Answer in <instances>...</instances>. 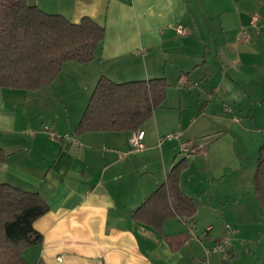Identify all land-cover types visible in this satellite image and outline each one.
<instances>
[{
	"label": "crops",
	"instance_id": "1",
	"mask_svg": "<svg viewBox=\"0 0 264 264\" xmlns=\"http://www.w3.org/2000/svg\"><path fill=\"white\" fill-rule=\"evenodd\" d=\"M29 2L73 22L91 17L105 37L92 61L65 62L49 86L30 93L0 87L7 154L0 180L48 203L33 222L42 242L24 250L28 262L263 264L264 247L247 235L256 222L233 219L231 207L241 212L243 198L237 187L226 195L225 158L232 136L248 134L258 150L264 144V0ZM242 32L249 41L239 40ZM102 75L115 82L166 77L163 106L140 127L143 148L132 147V131L76 133ZM66 86L73 93H63ZM182 157L189 166L181 188L197 203L195 217L168 219L162 231L136 220L133 212ZM234 160L231 174L240 170Z\"/></svg>",
	"mask_w": 264,
	"mask_h": 264
},
{
	"label": "trees",
	"instance_id": "2",
	"mask_svg": "<svg viewBox=\"0 0 264 264\" xmlns=\"http://www.w3.org/2000/svg\"><path fill=\"white\" fill-rule=\"evenodd\" d=\"M104 37V26L91 17L73 22L29 0H0V87L38 90L49 86L65 62L92 61ZM168 87L166 77L115 82L102 75L76 133L140 129L163 106ZM6 156L0 148V164ZM188 166L186 157L176 161L166 180L133 212L134 218L161 231L168 219H193L197 203L181 188V176ZM254 189L264 215V144L259 149ZM47 210L48 203L39 192L0 180V264H31L24 250L42 242L33 222ZM37 264L46 263L40 260Z\"/></svg>",
	"mask_w": 264,
	"mask_h": 264
},
{
	"label": "rangeland",
	"instance_id": "3",
	"mask_svg": "<svg viewBox=\"0 0 264 264\" xmlns=\"http://www.w3.org/2000/svg\"><path fill=\"white\" fill-rule=\"evenodd\" d=\"M74 62V61H73ZM77 63V62H76ZM64 65V64H63ZM63 68V67H62ZM77 69V68H76ZM82 88L84 86H81ZM48 88H44L42 90V93L44 91H49L45 90ZM75 89V88H74ZM83 91V89H81ZM81 90L77 91V93H81ZM23 93H30L28 90H23ZM63 93H73L70 86H66L64 88ZM230 115V114H229ZM219 126L224 125L223 123H217ZM264 128V125H258V128ZM46 128V126L44 127ZM222 130V129H221ZM256 131H258L257 126L255 127ZM262 130V129H261ZM260 131V130H259ZM224 133V130L219 131L218 133H214L221 135ZM229 134L232 136V132H229ZM175 135V133H174ZM241 136V135H240ZM242 137V136H241ZM251 136L248 134H245L242 139H239L234 142V137L232 136V140L227 142L228 145L226 147V162L228 164L227 167V179L225 183V188L227 189V197L230 196L232 193L230 190H233L235 187L238 188L239 191V197L243 198V207L242 211L240 212L238 209V212H235V210L231 207L232 213H233V219L235 220H242V222L246 223V225L255 221L256 226L249 227L250 224L248 225V230L246 229V225L243 226V231L245 233V229L248 231L247 235H251L254 237V239L258 242L260 245V249L264 247V215L261 212V209L259 207V204L257 202L256 196H255V189H254V177H255V172H256V167L258 163V154L259 150L256 147H253L251 145ZM264 142V137L263 141ZM261 143V144H262ZM229 157V159H228ZM235 157L238 160V166L240 170L236 174H231L232 172L230 171V164L235 163ZM234 158V159H233ZM237 165V163H236ZM237 166V167H238ZM236 175V176H235ZM224 188V189H225ZM231 198H235L234 195H232ZM227 200H232V199H227ZM240 212V215H239Z\"/></svg>",
	"mask_w": 264,
	"mask_h": 264
},
{
	"label": "built area",
	"instance_id": "4",
	"mask_svg": "<svg viewBox=\"0 0 264 264\" xmlns=\"http://www.w3.org/2000/svg\"><path fill=\"white\" fill-rule=\"evenodd\" d=\"M260 18L257 14H253L250 17V25L252 26H256V24L259 22ZM177 31L182 33L184 31V27L182 25H178L177 26ZM239 40L240 41H249V37L246 36L243 32L240 33L239 35ZM47 130H50L49 127H46ZM174 135L173 134H168L167 138H172ZM144 137H145V132L142 129H137L132 131L131 135H130V143L132 145L133 148L135 149H141L144 147ZM232 231L228 230L227 231V236H225L224 238V245H223V249L222 251L227 254V245H228V237L229 234Z\"/></svg>",
	"mask_w": 264,
	"mask_h": 264
}]
</instances>
